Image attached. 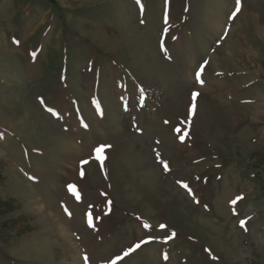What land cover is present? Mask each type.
<instances>
[{
  "label": "rangeland",
  "instance_id": "1",
  "mask_svg": "<svg viewBox=\"0 0 264 264\" xmlns=\"http://www.w3.org/2000/svg\"><path fill=\"white\" fill-rule=\"evenodd\" d=\"M0 264H264V0H0Z\"/></svg>",
  "mask_w": 264,
  "mask_h": 264
},
{
  "label": "snow or ice",
  "instance_id": "2",
  "mask_svg": "<svg viewBox=\"0 0 264 264\" xmlns=\"http://www.w3.org/2000/svg\"><path fill=\"white\" fill-rule=\"evenodd\" d=\"M137 2L139 3V0H137ZM237 3L239 4V0H237ZM197 79H199V74H197ZM201 83H203L202 81H200ZM49 111H52L51 109H49ZM163 166H164V168L167 170L168 169V165H167V163L165 162L164 164H163ZM182 186L183 187H185V188H187L188 186L186 185V184H183L182 183ZM73 192L75 191V189L74 188H72L71 189ZM140 245L138 244V245H136V247H139ZM134 250V249H133ZM127 254V253H126Z\"/></svg>",
  "mask_w": 264,
  "mask_h": 264
},
{
  "label": "bare ground",
  "instance_id": "3",
  "mask_svg": "<svg viewBox=\"0 0 264 264\" xmlns=\"http://www.w3.org/2000/svg\"><path fill=\"white\" fill-rule=\"evenodd\" d=\"M146 179H147V177H146ZM151 179V178H150ZM152 180V179H151ZM149 181V180H148ZM148 184V183H147Z\"/></svg>",
  "mask_w": 264,
  "mask_h": 264
}]
</instances>
